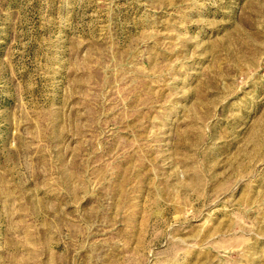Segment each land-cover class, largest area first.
Returning a JSON list of instances; mask_svg holds the SVG:
<instances>
[{"label":"rangeland","instance_id":"1","mask_svg":"<svg viewBox=\"0 0 264 264\" xmlns=\"http://www.w3.org/2000/svg\"><path fill=\"white\" fill-rule=\"evenodd\" d=\"M0 264H264V0H0Z\"/></svg>","mask_w":264,"mask_h":264}]
</instances>
